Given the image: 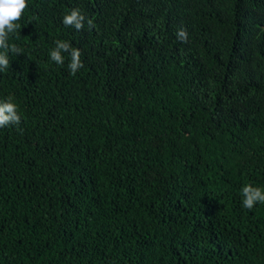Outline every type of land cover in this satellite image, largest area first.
Segmentation results:
<instances>
[{
	"label": "trees",
	"instance_id": "obj_1",
	"mask_svg": "<svg viewBox=\"0 0 264 264\" xmlns=\"http://www.w3.org/2000/svg\"><path fill=\"white\" fill-rule=\"evenodd\" d=\"M18 23L0 264H264V203L242 206L264 189V0H27Z\"/></svg>",
	"mask_w": 264,
	"mask_h": 264
},
{
	"label": "clouds",
	"instance_id": "obj_2",
	"mask_svg": "<svg viewBox=\"0 0 264 264\" xmlns=\"http://www.w3.org/2000/svg\"><path fill=\"white\" fill-rule=\"evenodd\" d=\"M27 9V0H0V71L9 67L8 53L21 54L22 49L16 44H9L10 34L16 33L20 28L18 23ZM85 15L79 8L72 9L63 17L62 23L66 27H73L77 31L84 28ZM87 24L91 29L94 26L93 19L87 18ZM177 38L182 42H187L188 33L184 28L178 29ZM56 46L50 51V59L58 65L64 64L62 53H69L70 62L68 68L70 74L75 76L79 69L83 68L81 61L82 52L79 48L73 47L70 42L57 40ZM13 96H8L6 101H0V128L10 124H19L21 115L18 112V105L14 102ZM242 206L252 209L257 203H264V189L247 184L242 188Z\"/></svg>",
	"mask_w": 264,
	"mask_h": 264
}]
</instances>
